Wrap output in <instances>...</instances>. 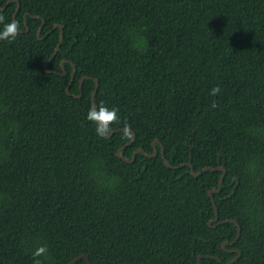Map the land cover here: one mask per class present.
<instances>
[{
    "label": "trees",
    "instance_id": "1",
    "mask_svg": "<svg viewBox=\"0 0 264 264\" xmlns=\"http://www.w3.org/2000/svg\"><path fill=\"white\" fill-rule=\"evenodd\" d=\"M0 1V264H264V0Z\"/></svg>",
    "mask_w": 264,
    "mask_h": 264
},
{
    "label": "clouds",
    "instance_id": "2",
    "mask_svg": "<svg viewBox=\"0 0 264 264\" xmlns=\"http://www.w3.org/2000/svg\"><path fill=\"white\" fill-rule=\"evenodd\" d=\"M0 24H2V27H0V41L12 40L18 35L20 26L16 20L4 23L0 18ZM118 111L116 107L92 105L88 109L86 118L95 123L97 135L103 137L110 130L112 122L119 119ZM124 131L127 133V126H125ZM46 251L45 246H40L36 249L34 255L40 256Z\"/></svg>",
    "mask_w": 264,
    "mask_h": 264
},
{
    "label": "water",
    "instance_id": "3",
    "mask_svg": "<svg viewBox=\"0 0 264 264\" xmlns=\"http://www.w3.org/2000/svg\"><path fill=\"white\" fill-rule=\"evenodd\" d=\"M9 2H10V1H9ZM9 2H8V3H9ZM8 3H7V4H8ZM0 9H4L3 7H1V1H0ZM18 10H19V6H18L17 11H18ZM17 11H16V12H17ZM57 26H60V27L62 28V25H61V24H58V25H56L55 27H57ZM40 32H41V28H40V30H39V33H40ZM62 40H63V37L61 36V42H62ZM59 48H60V46L58 45L57 48H56V50H55L54 55L52 56V58L56 55V53L58 52ZM52 58H51V59L49 60V62L46 64V70H47V71H50V69L48 68V64L50 63V61L52 60ZM75 73H76V68L74 69V72H73V74H72V76H71V81H70V83H69L68 86H67V91H68V93H70V94H71V92H70V90H69V87H70L72 81L74 80ZM63 75H67V71H64ZM96 86H98V80H96ZM115 131H117V130H114L113 132L108 131V133H106V134H107V136H112V134H113ZM131 133L133 134V140H132V142H133V141L135 140L136 133H135V131H133V130H131ZM158 143H160L161 146H162V156H163V159H164L165 164H166L167 166H169V167L177 168L178 166H174V165H172V164L168 161V159H167V157H166V154H165V147H164V145H162L161 141H159L158 139H156V140L154 141V154H150V153H148V152L145 151L143 148H139V149L136 151V153H138L139 151H143V152H145V154L148 155V156L157 155L158 152H159L158 149H157V144H158ZM118 155L121 156L120 152H118ZM135 158H136V156H135V154H134V157H133L132 159H128V158H124V159H125L126 161L132 162V161L135 160ZM189 165H190L191 168H192V173H193L194 176H199V175H201L204 171H206V170H208V169H218V170H222L223 174H222V176L220 177V180H219V183H218L219 188L209 190V194L212 195L213 192H218V191L220 190V187H221V185H222V182H223V180H224V178H225V176H226V173H227V169H226L225 167H205V168H203L202 170H200L199 172H197V171L195 170L194 166L192 165V163H189ZM212 200H213V204H214V208H215L216 217L214 218V220H212V221L210 222V225H212V223H213L214 221H218V219H219V212H218V209H217L216 201L214 200V198H212ZM226 221H234V222L238 225V237H237V239H236V240H238L239 237H240V235H241V226H240V224H239L237 221H235V220H231V219L226 220ZM222 222H225V221H222ZM227 244H228L227 242H224L223 245H222V247L225 248V246H226ZM236 251L238 252V256H236V258H234L232 261H230V262H228V263H226V264H232V263H234V262L240 257V255H241V251H240V250H236ZM83 258L86 259V260L89 262V264H92V262L90 261V258H89L86 254H83V255H80V256L76 257L74 260H72V261L69 262L68 264H75L76 262H78L80 259H83Z\"/></svg>",
    "mask_w": 264,
    "mask_h": 264
},
{
    "label": "flooded vegetation",
    "instance_id": "4",
    "mask_svg": "<svg viewBox=\"0 0 264 264\" xmlns=\"http://www.w3.org/2000/svg\"><path fill=\"white\" fill-rule=\"evenodd\" d=\"M236 241V240H235ZM234 243V241L229 242L230 245H232ZM232 251H236L235 249H233Z\"/></svg>",
    "mask_w": 264,
    "mask_h": 264
}]
</instances>
